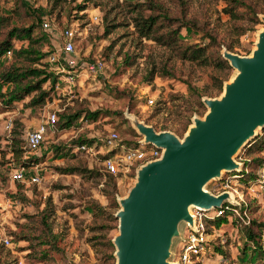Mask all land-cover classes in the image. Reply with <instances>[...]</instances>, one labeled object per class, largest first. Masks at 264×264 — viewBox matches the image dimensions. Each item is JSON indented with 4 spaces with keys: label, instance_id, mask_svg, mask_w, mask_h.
I'll return each mask as SVG.
<instances>
[{
    "label": "rangeland",
    "instance_id": "1",
    "mask_svg": "<svg viewBox=\"0 0 264 264\" xmlns=\"http://www.w3.org/2000/svg\"><path fill=\"white\" fill-rule=\"evenodd\" d=\"M160 1L169 19L157 18L156 34L167 35L176 28V37L180 35L191 43H209L211 56L222 55L228 43L232 45L229 50L240 55L250 54L258 31L264 28L262 12L254 29L237 37L234 22L222 10L226 0H186L184 4L180 0ZM246 1L263 3V0ZM82 2L0 0V14L9 17L8 23L0 26V40L12 26L39 23L33 8L42 6L46 9L42 18L50 23V28L37 24L33 34L47 32L49 42L44 50L58 52L63 41L62 31L72 27L78 59L74 70L61 59L48 62L47 71L56 77V82L53 86L49 80L46 82L45 88L50 92L43 103L29 105L28 95L6 105L0 97V264H108L112 252L109 241L113 244L112 239L118 233V197L127 193L136 172L131 167L109 179L101 163L105 153L103 135L114 130L125 141L137 139L139 134L127 116L132 113L156 130H170L182 138L192 117H202L207 111L202 98L220 96L224 82L230 81L237 72L230 64L229 68L214 67L183 58L177 48L159 44L153 37L154 31L150 36L139 37L131 20L134 12L123 0H96L80 9L78 5ZM143 12L148 14L150 9L144 8ZM183 12L186 18L197 21V27L180 24ZM210 35L215 37L213 41ZM15 44L19 46L20 41ZM7 55L0 58V66L14 57L12 54L9 60ZM97 61L102 62L99 69L88 67ZM162 66L172 75L161 71ZM150 71L154 77L148 82L146 76ZM69 75L73 76L71 81ZM220 81L221 89L218 88ZM187 82L195 90H190ZM94 110L98 114L92 120L77 117L72 125L63 127L67 113L85 114ZM51 113L56 114V120L48 123L43 142L36 149H27L25 131L45 122ZM8 120L12 121L10 128L6 125ZM263 127H258L256 134L235 155L242 169L247 158L264 157V150L246 153V146ZM78 136L93 139V148L72 149L70 144ZM14 137L20 139L23 157H39L35 164L24 167V179L12 177L15 169L21 168L18 165L21 158L11 150ZM234 173L238 171L222 172L221 179L213 178L205 187L214 193L231 190L238 202L234 206L247 204V217L244 215L241 219L234 212L231 218L227 216V221L214 227L207 236L208 250L195 264H264L263 252L258 253L252 241L246 239L242 222L248 217L264 222V181L250 180L245 185ZM33 175H38L36 181L30 180ZM112 180L116 182V194H109ZM225 181L228 185H224ZM90 204L93 208L89 210ZM42 214L56 235L54 246L39 236L44 226ZM179 242L170 257L172 261ZM218 243L221 250L212 249V244ZM260 245L263 249L264 229Z\"/></svg>",
    "mask_w": 264,
    "mask_h": 264
},
{
    "label": "water",
    "instance_id": "2",
    "mask_svg": "<svg viewBox=\"0 0 264 264\" xmlns=\"http://www.w3.org/2000/svg\"><path fill=\"white\" fill-rule=\"evenodd\" d=\"M222 55L237 72L220 96L202 98L207 111L192 117L182 138L127 115L141 142L160 148L161 155L140 164L133 184L118 197L114 264H178L170 259L175 245L186 226L195 229L189 206L209 211L238 203L231 190L214 193L205 185L222 172H239L235 155L264 126V28L250 54L224 47Z\"/></svg>",
    "mask_w": 264,
    "mask_h": 264
},
{
    "label": "trees",
    "instance_id": "3",
    "mask_svg": "<svg viewBox=\"0 0 264 264\" xmlns=\"http://www.w3.org/2000/svg\"><path fill=\"white\" fill-rule=\"evenodd\" d=\"M96 0H83L82 3L78 5L80 9L87 7L88 2H95ZM131 12H134L131 16L132 23L135 29L138 32V36H150L151 32L154 39L158 41L159 44L172 46L177 48L181 57L197 61L199 64H212L214 67H227L229 68V62L225 59L220 53L216 56H211L212 54L208 52L209 43H191L185 41L181 36L176 37L178 30L176 28L171 29L170 34L165 35L164 33L156 34L157 31V18L163 17V19H169V14L163 8V3L160 0H123ZM186 0H180L184 4ZM97 5V3H95ZM27 6V5H26ZM239 6H244L246 9H239ZM144 8H149L150 12L145 14L143 12ZM37 12L38 25L43 26V14L46 13L45 7L38 6L33 8ZM222 10L229 15V18L234 22V27H236L237 37L243 35L249 30H253L256 23L259 20V13L264 12V0L261 5L251 4L246 0H226V5L222 7ZM9 21V17L6 15L0 14V26H5ZM240 22H246L244 24ZM37 24L30 23L27 26H12L7 30L6 35L0 40V58L10 54L9 60L14 57L11 61L4 63L0 66V97L1 101L8 105L12 102L20 101L26 96H30L28 100L29 105H37L43 103L45 99L49 96V89L45 88L46 82L49 80L51 86L56 82V77L47 71V65H49L46 57L50 53L49 51L44 50V46L49 42V35L45 31H39L37 34H33V30L36 28ZM180 24L183 26L197 27V21L192 18H186V15L182 14V19ZM43 28V27H42ZM166 36V37H165ZM18 39V40H16ZM215 39L214 36L210 35V40ZM20 41V45H16L15 42ZM226 48L231 49L232 45L227 44ZM128 55L125 56V59H128ZM161 71L168 75L172 73L162 66ZM154 73L152 71L146 76V80L149 82L153 79ZM4 84L6 86L4 87ZM12 84L10 87L7 85ZM190 90H195V87L188 83ZM222 81H220L218 88L221 89ZM4 88V89H3ZM51 88V87H49ZM201 94H199V98ZM201 102V101H200ZM98 112L86 111L85 114H81L80 111H74L72 113H67L65 116V121L63 127H68L72 125V120L79 118H87L92 120L97 116ZM186 125V124H185ZM92 144L93 139L85 136L77 137L70 144L72 149L82 143ZM12 152L14 156L21 158L19 166L27 167L35 164L39 161L38 156L33 157H23V150L20 145V139L14 137L12 139ZM27 150V149H26ZM264 150V127L261 133H258L246 146V153L250 154L253 152H261ZM104 154H102L103 156ZM245 156V155H244ZM247 158V157H246ZM264 161V157L261 155L255 156L248 159L244 162L245 169H242L241 172L234 173L236 177H241L246 184H249L251 181L260 182L258 175L256 173L258 167ZM253 174V175H252ZM109 179L113 176H116L112 173H107ZM240 179V178H239ZM251 180V181H250ZM103 184V182H102ZM114 180L111 181V187L109 194L115 192ZM103 193V192H102ZM103 195H106L103 193ZM106 197V196H105ZM89 210L93 208V205H88ZM103 209L102 207H100ZM247 211H249L247 204L241 203L240 207L234 206L232 203L225 202L221 207L209 210L204 216L205 230L210 233L214 227L219 226L221 223L227 221V216L232 217L234 212H236L239 218L243 219L244 215L247 217ZM237 216V215H236ZM41 220L43 223V228L39 233V236L44 239V241L49 242L50 245L54 246L56 235L52 233V229L47 222V217L45 214H42ZM244 225V233L247 240H251L255 248H257L258 253L263 252L264 248H261L260 239L262 229H264V222L257 221L250 217L247 220L242 221ZM258 228H257V227ZM257 228V229H256ZM109 246L114 250L112 242L109 241ZM212 249H220V243L218 245L212 244ZM110 253L108 258V264H114L115 258L113 253ZM255 253V251H254ZM106 260V259H105Z\"/></svg>",
    "mask_w": 264,
    "mask_h": 264
},
{
    "label": "built area",
    "instance_id": "4",
    "mask_svg": "<svg viewBox=\"0 0 264 264\" xmlns=\"http://www.w3.org/2000/svg\"><path fill=\"white\" fill-rule=\"evenodd\" d=\"M43 27L45 29L50 28V23L43 21ZM75 30L72 27H65L62 31V44L58 48V52H50L46 57L49 63H55L60 59L63 60L73 70L78 65V59L75 54ZM10 54L8 53V56ZM102 66L101 61L95 63H89L88 67L92 70L99 69ZM71 81L72 75L68 76ZM56 120V114L51 113L45 122L39 123L36 127L27 129L24 133V146L27 149H36L43 142L45 134L48 130V123ZM7 127L12 126V121L8 120L6 123ZM102 143L104 146L105 153L101 156V163L106 172L117 175L119 173H125L131 167L135 169L147 160L157 158L161 155V149L149 144L141 142V137L128 142L122 139L119 134L110 130L106 132L102 137ZM93 146L82 142L73 148L76 151H89ZM259 181H264V161L258 167L256 171ZM25 171L24 167L16 168L12 173V177L15 179H24ZM38 175H33L30 180L36 181ZM227 180V179H226ZM224 185H228L225 181ZM215 209V208H214ZM212 210V209H211ZM207 211H203L194 208L193 214L196 218L195 229H191L189 226L185 227L183 237L180 240L177 249L175 250V261L178 264H195L199 261L200 257L208 250V238L211 234L206 232L204 216ZM4 242H8L7 237L2 238Z\"/></svg>",
    "mask_w": 264,
    "mask_h": 264
},
{
    "label": "bare ground",
    "instance_id": "5",
    "mask_svg": "<svg viewBox=\"0 0 264 264\" xmlns=\"http://www.w3.org/2000/svg\"><path fill=\"white\" fill-rule=\"evenodd\" d=\"M223 92H224V89H223ZM231 194V193H230ZM189 213L191 214V215H193V210H192V208L189 206Z\"/></svg>",
    "mask_w": 264,
    "mask_h": 264
}]
</instances>
